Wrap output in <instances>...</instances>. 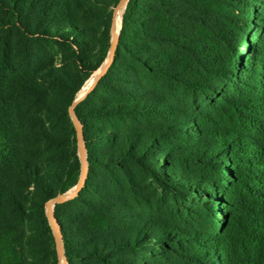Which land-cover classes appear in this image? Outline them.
<instances>
[{
    "label": "trees",
    "instance_id": "1",
    "mask_svg": "<svg viewBox=\"0 0 264 264\" xmlns=\"http://www.w3.org/2000/svg\"><path fill=\"white\" fill-rule=\"evenodd\" d=\"M118 1L0 0V264H57ZM74 111L67 264H264V0H128Z\"/></svg>",
    "mask_w": 264,
    "mask_h": 264
},
{
    "label": "water",
    "instance_id": "2",
    "mask_svg": "<svg viewBox=\"0 0 264 264\" xmlns=\"http://www.w3.org/2000/svg\"><path fill=\"white\" fill-rule=\"evenodd\" d=\"M127 2H128V0H119L116 3V5L113 7L112 16H111V23H110V46H109V50H108V53H107V56H106L104 62L101 64V66L98 69V74L96 75V77L93 81V84L89 87V89L83 95L78 96V97L75 95L73 101L71 102V104L68 107V112H69L71 121L73 123V126L75 128V132H76V146H77V155H78L79 161H80V175H79V179H78L77 183L71 188V189H73L72 191H71V189H69V190H67L61 194H58L55 197L49 199L45 203V212H46V215L48 217L49 224L52 228V233H53L54 241H55V245H56L57 264H61L63 259L65 261V264H67V260H66L65 254H64L63 237H62V233L60 230V226H59L57 219L55 218L54 213H53L54 205L56 203H62V202H65V201H68V200L74 198L78 194L79 190L83 187L85 180H86V177H87V174H88V163H87L86 148H85L83 135H82V125H81L78 117L76 116L74 108L96 86L99 79L106 73L109 66L111 65V63L113 61L114 54H115V50L117 47L119 33L121 30V27H120L117 34L113 35V33L115 31V27H114L115 10L121 3H124V8H125ZM121 26H122V20H121Z\"/></svg>",
    "mask_w": 264,
    "mask_h": 264
},
{
    "label": "bare ground",
    "instance_id": "3",
    "mask_svg": "<svg viewBox=\"0 0 264 264\" xmlns=\"http://www.w3.org/2000/svg\"><path fill=\"white\" fill-rule=\"evenodd\" d=\"M123 11H124V3H121L115 10V14H114L115 31H114L113 35H116L117 32L119 31L120 27H121V20H122ZM97 74H98V72L86 80L84 85L77 92V94H76L77 97L83 95L89 89V87L93 84V81H94ZM72 190L73 189H71V191ZM61 264H65L64 259L62 260Z\"/></svg>",
    "mask_w": 264,
    "mask_h": 264
},
{
    "label": "rangeland",
    "instance_id": "4",
    "mask_svg": "<svg viewBox=\"0 0 264 264\" xmlns=\"http://www.w3.org/2000/svg\"><path fill=\"white\" fill-rule=\"evenodd\" d=\"M104 62V61H103ZM99 69V68H98ZM98 69L95 71V72H93L91 75H90V77L91 76H93L94 74H96L97 72H98ZM84 85V84H83ZM137 175V177L139 178V176H138V174H136ZM55 248H56V245H55ZM77 264H79V263H77Z\"/></svg>",
    "mask_w": 264,
    "mask_h": 264
}]
</instances>
